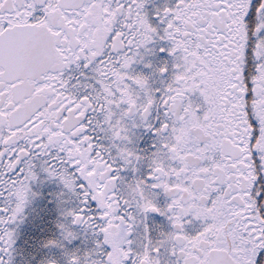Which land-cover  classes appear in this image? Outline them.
Returning a JSON list of instances; mask_svg holds the SVG:
<instances>
[{"label": "snow or ice", "instance_id": "6c2138e0", "mask_svg": "<svg viewBox=\"0 0 264 264\" xmlns=\"http://www.w3.org/2000/svg\"><path fill=\"white\" fill-rule=\"evenodd\" d=\"M0 264H264V0H0Z\"/></svg>", "mask_w": 264, "mask_h": 264}]
</instances>
